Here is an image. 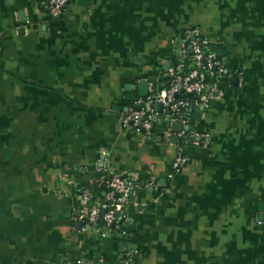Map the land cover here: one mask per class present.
<instances>
[{
    "label": "crops",
    "instance_id": "0c3cea01",
    "mask_svg": "<svg viewBox=\"0 0 264 264\" xmlns=\"http://www.w3.org/2000/svg\"><path fill=\"white\" fill-rule=\"evenodd\" d=\"M47 2L0 0V264H264V0ZM192 28L227 72L203 76L190 138L156 103L149 134L123 130L139 82L189 69ZM114 175L136 184L120 227L82 232L81 190L101 204Z\"/></svg>",
    "mask_w": 264,
    "mask_h": 264
},
{
    "label": "built area",
    "instance_id": "2783aa9c",
    "mask_svg": "<svg viewBox=\"0 0 264 264\" xmlns=\"http://www.w3.org/2000/svg\"><path fill=\"white\" fill-rule=\"evenodd\" d=\"M66 5L67 0H48L46 10L49 18H59ZM186 44L188 45V52L184 51L186 48L184 45ZM204 45L205 41L201 37L199 28H192L186 33L183 52L185 58L190 61L189 69L183 74H170L161 89L145 98L135 99L133 106L120 118L123 130L138 134H149L153 127L154 113L147 106L153 103L161 106L170 125L181 123L186 127V113L193 105H204L207 101L210 90L203 76L206 75L213 80H218L224 77L227 72L223 59H218L213 53L205 51ZM134 107L138 109L135 110ZM177 135L181 139L184 137L190 138V132L186 130H181ZM191 137L192 144L195 146L200 145L202 137L205 138V136H198L197 134H191ZM106 161L107 156L103 153L98 161L100 169L107 165ZM187 161L183 145L178 143L167 179L172 180L182 170ZM101 185L105 193L104 201L101 204H93V196L89 189L81 190L83 206L78 211L77 216L73 217V221L81 225L82 232L93 230L101 236H105L101 232L102 228L110 230L120 227L121 218L124 215L123 208L136 184L128 178L114 175L103 178ZM101 210H103L102 228L99 229L98 222ZM126 256L129 258L131 255L126 254ZM75 264L81 263L76 261Z\"/></svg>",
    "mask_w": 264,
    "mask_h": 264
},
{
    "label": "water",
    "instance_id": "95a60500",
    "mask_svg": "<svg viewBox=\"0 0 264 264\" xmlns=\"http://www.w3.org/2000/svg\"><path fill=\"white\" fill-rule=\"evenodd\" d=\"M230 82H232L233 85H236V82H237V78L236 77H232L230 78ZM138 89H139V97L140 98H145L147 97L148 95V85L146 82H139L138 83ZM134 100V99H133ZM154 108L158 111H161V106L160 105H157L155 104L154 105ZM135 110H137L138 108L137 107H134ZM156 119L154 118L153 119V122H155ZM181 130H186L188 131V128L183 126L181 123H174L171 127V131L173 133H179ZM185 139H187V137H184ZM176 138L173 137L172 138V141H174ZM102 217H103V210H101L100 212V218H99V223H98V226L101 227L102 226Z\"/></svg>",
    "mask_w": 264,
    "mask_h": 264
},
{
    "label": "trees",
    "instance_id": "16d2710c",
    "mask_svg": "<svg viewBox=\"0 0 264 264\" xmlns=\"http://www.w3.org/2000/svg\"><path fill=\"white\" fill-rule=\"evenodd\" d=\"M185 46H186V48L184 49V51H185V52H188V50H189V49H188V45L186 44V45H184V47H185Z\"/></svg>",
    "mask_w": 264,
    "mask_h": 264
}]
</instances>
